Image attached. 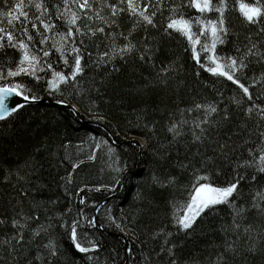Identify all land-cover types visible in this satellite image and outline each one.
<instances>
[{
	"label": "trees",
	"instance_id": "1",
	"mask_svg": "<svg viewBox=\"0 0 264 264\" xmlns=\"http://www.w3.org/2000/svg\"><path fill=\"white\" fill-rule=\"evenodd\" d=\"M15 2L9 0L6 5L0 0V12ZM46 2L51 7L60 0ZM157 2L152 0L153 4ZM168 3L165 0L162 14L155 17L158 27L141 25L131 36L133 20L128 13L113 17L116 24L111 27L98 19L78 21L82 28L88 23L105 31L97 32L91 39L84 37V71L71 86L62 85L60 91L49 89L51 70L47 76L38 72L39 81L23 74L0 81L20 82L40 99L48 97L74 103L83 119L80 121L64 107L39 102L24 105L0 121V220L3 221L0 264H123L126 247L119 236L122 232L129 237L127 264H172L173 260L176 264H218L222 253L225 259L219 264H264V216L255 210L247 212V218L240 221L242 227L238 233L230 230L227 234L222 228L231 224L234 215L227 205H218L213 212L203 215L187 232L176 224L174 216L175 207L184 203L190 190L193 168L199 169L206 157L212 158L206 163L207 169L213 170L214 182L224 185L233 178L236 162L248 157L247 149L261 143L264 120L255 108L251 117L245 109L251 105L264 108L261 76L264 59L259 55L249 56L245 60L248 67L236 73L253 94V100L244 97L238 105L236 99L244 94L237 86L202 70L192 58L186 39L175 32L171 35L164 32L170 15ZM25 10L30 11V17L39 15L34 7ZM183 11L186 16L197 14L195 9ZM100 15L109 18L110 9L105 7ZM227 15L230 34L224 45H218V53L243 59L251 46L246 37L264 53V33H260L264 24L250 25L237 11ZM0 21H4L0 27H8L18 38L26 39L16 31L21 27L20 21H14L15 28L8 26L3 16ZM56 23L55 31L66 30L64 21L56 20ZM23 26L35 35L29 22L25 21ZM46 34L55 39L53 33ZM125 37L136 45L131 53L123 57L101 55L122 47L128 42ZM145 43L153 46L154 51L158 49L153 61L140 59ZM52 51L53 55L46 59L57 71L67 74L70 68ZM19 58L16 49H0V67H14ZM162 66H170L166 75L160 73ZM253 78L257 83H252ZM196 104L205 107L197 109ZM209 104L219 111L208 113ZM225 109L229 113L227 120L222 118ZM87 120L104 124L118 143L104 129ZM204 120L209 123H200ZM173 124L178 126V135L168 130ZM197 124L206 129L203 143L194 140L193 133H199ZM125 139L145 141L138 167V147L123 142ZM225 143L228 147L221 153L219 148ZM153 176L161 181L174 176L176 183L161 186L153 181ZM260 185H264V177H260L259 184L250 180L242 182L237 204L246 207L244 202L251 200L252 188ZM111 194L96 212L100 228L87 225L84 217L91 218L94 206ZM73 218L84 226L78 232L87 231L86 241L83 236L81 241H95L99 249L86 254L75 249L65 227V222L70 223ZM14 219L19 221V226L12 224ZM247 224L253 225L254 230L246 234L243 226ZM41 226L45 231L35 235ZM18 232L24 236L22 241L18 240ZM233 241L235 253L226 249ZM50 242L55 245V255L48 247ZM172 245L175 248L170 253L168 249Z\"/></svg>",
	"mask_w": 264,
	"mask_h": 264
},
{
	"label": "snow or ice",
	"instance_id": "2",
	"mask_svg": "<svg viewBox=\"0 0 264 264\" xmlns=\"http://www.w3.org/2000/svg\"><path fill=\"white\" fill-rule=\"evenodd\" d=\"M8 2L9 0H4L6 5ZM124 4H126V7H121ZM33 7L39 12V15L30 17V11L25 9H32ZM105 7L110 9V17L107 19L103 15H100V12ZM164 7L165 0H158L155 4L152 3V0H118L117 3H111L110 0H99V4L97 0H60V2L53 4L51 7H49L46 0H17L11 7L0 12V16L5 17L7 25L12 28H15L14 21H20L21 27L16 29V31H20L21 35L26 37V39L18 38L14 31L8 27H0V49L10 47L20 52V58L15 62L14 67H0V81H6L8 78H14L22 74L34 77L35 80L39 81L41 76L37 74L38 72H43L47 76L48 70H51V77L47 81V87L53 91H60L62 85H73L77 81L78 75L84 71V65L82 64L84 49L86 48L84 37L87 36L91 39L97 32L103 33L105 31L103 27L92 28L88 23H85L82 28L78 24V21H81L83 18H86L88 21L98 19L111 27L116 24V20L113 17L121 13H128L129 17L133 20L132 30L129 32V36H131L132 31L138 26L144 25L146 27L151 25L153 28L158 27L155 17L158 13L162 14ZM185 8L195 9L197 14L186 16L183 11ZM150 9L152 10L150 11ZM168 10L170 15L164 32L168 35L175 32L184 37L191 50L192 58L200 65L202 70L214 77L225 78L237 86L244 94L240 99H236L238 105H240L244 97L248 101L253 100V94L250 92L249 86L245 82H242L236 73L248 67L245 60L249 56L259 55L264 59V53H261L257 49V44L252 43L250 38L247 37L246 39H249L251 46L247 48L243 59H238L237 56H222L218 53L217 47L218 45H224L230 34L228 12L237 11L240 17L250 25L264 24V2L262 0H251V2L249 0H235L234 3H231V0H181L180 3H174L169 0ZM14 12L16 15H13ZM208 14L215 15L209 16ZM54 17L55 19H53ZM56 20L64 21L65 31H55L58 27ZM25 21L30 23L32 29H35V35L28 27L23 26ZM0 23H4V21H0ZM41 25L46 31L41 30ZM46 33H53L55 39H52ZM260 33H264V27L260 28ZM114 35L115 33H113ZM120 35L123 36L124 34L120 33ZM37 36L39 37L38 41ZM50 40L51 43L49 44ZM125 40L128 42L122 47L114 48L111 54L104 52L101 55L113 57L119 54L123 57L131 53L136 48V45L128 37H125ZM40 45L48 46L42 48ZM53 49L58 54L59 59L63 60L64 66L70 68L67 74L64 71H57L53 68V64L49 62V59H46L53 55ZM253 49H257V51L254 52ZM156 51L158 49L154 51L153 46L145 43L144 50L140 52V59L153 61ZM236 52L239 53L240 48L237 47ZM69 53L72 54L71 58L69 57ZM88 55L91 54L89 53ZM169 71L170 66H162L160 68V73L162 74L166 75ZM261 76L264 78V73ZM252 83H257L255 78L252 79ZM30 93L31 90L27 89L26 85L20 82L0 83V121L7 119L24 106L16 97H22L25 101H35L40 98ZM233 98L235 99V96ZM57 103L66 104L67 101L59 100ZM204 107L205 105L201 104L195 105L197 109ZM206 107L208 113L219 111L212 104ZM73 108L78 111V109H75V106ZM254 108L257 110L261 120H264V108H261L259 105L248 106L245 109L246 114L251 117ZM187 111H192V109H187ZM223 111L224 115L222 118L227 120L229 113L226 109ZM200 123H209V121L204 120ZM177 127L176 124H173L168 130L178 135L179 132L176 131ZM196 127L199 129V133H193L194 140L203 143L202 137L206 129L201 128L200 124H197ZM260 139L261 143L247 149V158H242L236 162L233 178L224 185L215 183L213 180V170L207 169L206 162L210 161L211 157H206L205 162L201 164L199 169L193 168L192 178L188 185L190 190L186 193L185 201L181 206L175 207V222L180 228L187 232L196 224L198 219H201L203 215L209 212H213L218 205H227L234 213L231 224L222 228L225 234L230 230L238 233L242 227L240 221L247 218L246 213L249 211L255 210L258 215L264 216V185L252 188L249 193L251 200L244 202L246 207L237 204V200L241 196L240 189L242 182L250 180L259 184L260 177H264V132H260ZM227 147L226 143L221 145L219 148L220 152L224 153V149ZM92 158L94 159L95 157L93 156ZM181 167L188 166L181 165ZM249 172H251L250 176ZM153 181L161 184V186H171L176 183V177L170 176L166 180L161 181L159 178L153 176ZM83 202L81 200V203ZM68 211H71V209ZM80 211L82 212L83 210L81 209ZM33 218L38 217H27V219ZM84 219L87 225H94L96 223V217H84ZM112 219L114 220L115 218L112 217ZM0 223H3V221L0 220ZM12 224L19 226V221L14 219ZM117 226L119 227V225ZM65 227L69 229V238L78 252L86 254L100 248V245L95 241H81L80 237L83 236L86 241L88 234L86 229L78 232V229L84 228L80 220L73 218L70 223L65 222ZM253 230V225L251 224L243 226V232L246 234ZM41 231H45L43 226L35 232V235H39ZM17 237L19 241L24 239L23 234L20 232L17 233ZM17 237H13V239H17ZM89 243L91 247L87 246ZM165 243H167V240H165ZM234 245V241L228 243L226 249L235 253L236 248ZM48 247L52 249V254L55 255V245L50 242ZM173 248H175V245H172V248H169L168 251L171 253ZM88 259L91 260L92 257L89 256ZM224 259L225 257L222 253L218 257V264L219 261ZM172 264H176V261L173 260Z\"/></svg>",
	"mask_w": 264,
	"mask_h": 264
},
{
	"label": "water",
	"instance_id": "3",
	"mask_svg": "<svg viewBox=\"0 0 264 264\" xmlns=\"http://www.w3.org/2000/svg\"><path fill=\"white\" fill-rule=\"evenodd\" d=\"M17 100H19V102L23 105H29V104H34V103H39V102H48V103H51V104H54V105H57V106H61V107H64L66 109H69L71 110L73 113H75V115L77 116V118L80 120V121H83L82 117L79 115L78 111L77 110H74L73 106H75V109H78V107L74 104V103H69L67 102L66 104H60V103H57L56 100H52L48 97H45V98H39L35 101H25L22 97H16ZM87 123L89 124H93V125H96V126H99L101 127L102 129H104L106 132H108V134L112 137V140L115 144H117L118 142L115 140V138L111 135V133L109 132V130L107 129V127L100 123V122H96V121H93V120H87ZM143 141V146L142 144L140 143L139 140H123V142L125 143H131V144H134L138 147V151H137V162H136V167L139 166V155L140 153L142 152V148L145 149L146 148V144H145V141L142 139ZM123 180H124V177L121 179L120 181V186H119V189L123 183ZM113 194L107 196L104 200H102L100 203L96 204L94 206V211H93V216L92 217H96V212H97V209L99 207L100 204L104 203L108 198H110ZM94 227L96 228H100L99 224L97 223V220H96V223L93 225ZM119 236L121 237V239L123 240L124 244H125V247H126V259L125 261L123 262V264H127V257H128V254H129V247H128V244H129V237L127 235V233L125 232H122L119 234Z\"/></svg>",
	"mask_w": 264,
	"mask_h": 264
},
{
	"label": "bare ground",
	"instance_id": "4",
	"mask_svg": "<svg viewBox=\"0 0 264 264\" xmlns=\"http://www.w3.org/2000/svg\"><path fill=\"white\" fill-rule=\"evenodd\" d=\"M139 141H140V143H141V144H142V146H143L144 144H143V141H142V139H141V140H139ZM142 151H143V148H142Z\"/></svg>",
	"mask_w": 264,
	"mask_h": 264
}]
</instances>
